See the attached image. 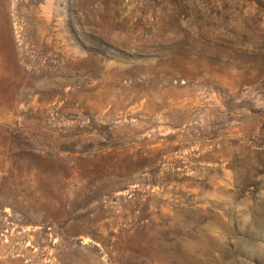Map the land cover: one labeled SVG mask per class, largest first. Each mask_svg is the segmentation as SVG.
<instances>
[{"label":"rangeland","instance_id":"obj_1","mask_svg":"<svg viewBox=\"0 0 264 264\" xmlns=\"http://www.w3.org/2000/svg\"><path fill=\"white\" fill-rule=\"evenodd\" d=\"M0 264H264V0H0Z\"/></svg>","mask_w":264,"mask_h":264}]
</instances>
